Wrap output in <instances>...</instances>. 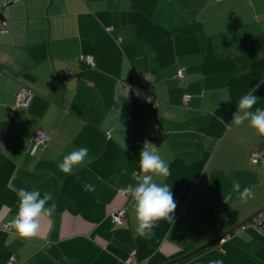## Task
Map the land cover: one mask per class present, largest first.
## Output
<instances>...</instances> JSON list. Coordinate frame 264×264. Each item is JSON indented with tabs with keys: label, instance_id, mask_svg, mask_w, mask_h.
Wrapping results in <instances>:
<instances>
[{
	"label": "crops",
	"instance_id": "obj_1",
	"mask_svg": "<svg viewBox=\"0 0 264 264\" xmlns=\"http://www.w3.org/2000/svg\"><path fill=\"white\" fill-rule=\"evenodd\" d=\"M138 79L155 112L119 88ZM262 81L264 0H0V264H168L221 238L178 264H264V235L240 229L264 211V136L232 122L252 89L264 108ZM22 87L32 92L26 109L14 107ZM37 131L50 140L31 154ZM141 137L169 162L171 174L155 179L177 204L150 238L135 233L134 202L118 193L136 184ZM80 147L85 163L63 174L58 163ZM234 178L252 186L251 199L224 202ZM20 189L57 204L31 240L11 225ZM123 208L125 223L112 224Z\"/></svg>",
	"mask_w": 264,
	"mask_h": 264
},
{
	"label": "clouds",
	"instance_id": "obj_2",
	"mask_svg": "<svg viewBox=\"0 0 264 264\" xmlns=\"http://www.w3.org/2000/svg\"><path fill=\"white\" fill-rule=\"evenodd\" d=\"M255 91L256 89H252L240 98L236 105L237 110L233 113L232 122L239 126L248 121L257 135L264 136V108L256 107L259 99L254 94ZM88 154L87 147H80L69 152L58 163L59 170L65 175L74 174L85 163ZM170 174L169 162L162 158L155 145L146 140L139 154V171L132 174L136 184H130L127 188L134 202L133 210L137 222L135 233L140 237L150 238L154 227L161 220H167L170 224L174 222L173 214L177 204L171 186L158 183L155 179V177H167ZM225 174L227 175V172ZM84 188L89 192L95 191V185L88 182H85ZM232 189L223 195L225 203L233 198V193L245 202L254 196L252 186L241 188L239 179L232 180ZM17 196L18 211L11 220V225L18 237L31 240L39 235L42 222L54 216L57 204L50 192H44L41 196L39 190L20 189ZM210 264H222V261L213 260Z\"/></svg>",
	"mask_w": 264,
	"mask_h": 264
},
{
	"label": "built area",
	"instance_id": "obj_3",
	"mask_svg": "<svg viewBox=\"0 0 264 264\" xmlns=\"http://www.w3.org/2000/svg\"><path fill=\"white\" fill-rule=\"evenodd\" d=\"M107 32L111 31V28L106 29ZM120 39L116 40V43H120ZM80 63L83 64L84 69H90L93 66V58L89 55H81L79 59ZM70 75V73L65 72L59 75L60 78H65L66 76ZM176 80L180 83L184 81V72L182 70H179L176 74ZM87 85H89L87 83ZM119 88L122 89L125 96L130 98L136 103L139 104H146L149 106L151 112H155L158 107L159 103L156 99V97L144 87V80L138 79L132 84H125V83H119ZM14 107L18 109H26L28 108L30 101L32 99V92L22 87L14 96ZM189 101L188 97H184V106H187ZM109 139L110 137L107 136ZM50 140V137L41 132L37 131L35 135L32 138L31 146H30V152L31 154L35 153V151L40 147H45ZM151 142L149 138L141 137L139 140V143L141 146L144 147L145 141ZM152 143V142H151ZM261 156L257 153H252L249 157V161L251 163H257ZM118 193L123 197H130V193L127 192V190H118ZM126 220V208H123L121 210H118L116 212H113L110 214V221L114 225H122L125 223ZM246 228H251L259 232L260 234L264 235V211H262L257 217L253 218L250 222H247L246 224L241 226V230H244ZM10 230V224H6L3 226V231H9ZM226 238L220 239L218 241L219 245H223L226 242ZM135 258V253L131 252L129 254L128 262H131ZM17 260L15 256H11L6 264H16Z\"/></svg>",
	"mask_w": 264,
	"mask_h": 264
},
{
	"label": "water",
	"instance_id": "obj_4",
	"mask_svg": "<svg viewBox=\"0 0 264 264\" xmlns=\"http://www.w3.org/2000/svg\"><path fill=\"white\" fill-rule=\"evenodd\" d=\"M259 214H260V213H259ZM259 214H258V215H259ZM252 219H253V218H250L249 220H247L246 222H244V224L247 223V222H250ZM239 227H240V226H238L237 228L233 229L232 231L237 230ZM232 231H230L228 234H230ZM221 239H223V238H221ZM219 240H220V239H219ZM219 240H217V241H219ZM217 241H213L212 243H210V244H208V245H206V246H204V247H202V248H200V249H198V250H196V251H194V252H191L190 254H187L186 256H184V257H182V258H180V259H177V260H175V261H172V262H170V263H168V264H178V263L184 261L185 259H188L189 257H191V256H193V255H195V254H197V253L203 251L204 249L210 247L211 245H213V244H214L215 242H217Z\"/></svg>",
	"mask_w": 264,
	"mask_h": 264
}]
</instances>
